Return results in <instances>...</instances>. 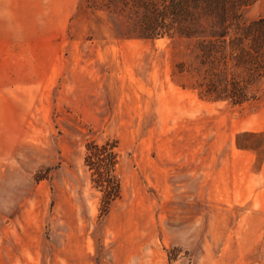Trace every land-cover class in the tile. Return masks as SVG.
I'll use <instances>...</instances> for the list:
<instances>
[{
  "label": "rangeland",
  "instance_id": "rangeland-1",
  "mask_svg": "<svg viewBox=\"0 0 264 264\" xmlns=\"http://www.w3.org/2000/svg\"><path fill=\"white\" fill-rule=\"evenodd\" d=\"M55 2L0 24V264H264V0Z\"/></svg>",
  "mask_w": 264,
  "mask_h": 264
},
{
  "label": "trees",
  "instance_id": "trees-1",
  "mask_svg": "<svg viewBox=\"0 0 264 264\" xmlns=\"http://www.w3.org/2000/svg\"><path fill=\"white\" fill-rule=\"evenodd\" d=\"M194 3L197 0H191ZM239 0H236L232 4L234 7ZM249 2V1H248ZM248 2H244L243 6H246ZM219 35L220 37H225V31ZM243 40L254 41L255 46L258 45L257 41L264 40V17L249 23L247 26L240 28V32L236 37V42L241 43ZM85 166L91 172L92 181L103 188V197L107 200H113L117 197L118 187L112 181L109 176V172L113 169L115 158L112 151L108 152L106 148H98L94 144H90L86 148V155L84 158Z\"/></svg>",
  "mask_w": 264,
  "mask_h": 264
},
{
  "label": "crops",
  "instance_id": "crops-1",
  "mask_svg": "<svg viewBox=\"0 0 264 264\" xmlns=\"http://www.w3.org/2000/svg\"><path fill=\"white\" fill-rule=\"evenodd\" d=\"M49 0H0V24L11 22H32L34 8L48 7ZM54 5H60L59 0H55ZM64 6V1L61 2ZM42 11H38L40 14ZM36 21H48V18H37Z\"/></svg>",
  "mask_w": 264,
  "mask_h": 264
}]
</instances>
